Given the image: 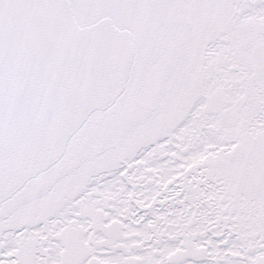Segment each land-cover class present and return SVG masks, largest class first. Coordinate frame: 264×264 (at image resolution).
<instances>
[{"label": "flooded vegetation", "instance_id": "1", "mask_svg": "<svg viewBox=\"0 0 264 264\" xmlns=\"http://www.w3.org/2000/svg\"><path fill=\"white\" fill-rule=\"evenodd\" d=\"M89 1L81 27L130 35L126 87L0 203V264H264V0ZM187 123L197 143L231 142L174 146ZM202 171L211 207L196 218L184 199Z\"/></svg>", "mask_w": 264, "mask_h": 264}, {"label": "water", "instance_id": "2", "mask_svg": "<svg viewBox=\"0 0 264 264\" xmlns=\"http://www.w3.org/2000/svg\"><path fill=\"white\" fill-rule=\"evenodd\" d=\"M132 58L127 31L110 19L80 28L68 0H0V203L115 102Z\"/></svg>", "mask_w": 264, "mask_h": 264}, {"label": "rangeland", "instance_id": "3", "mask_svg": "<svg viewBox=\"0 0 264 264\" xmlns=\"http://www.w3.org/2000/svg\"><path fill=\"white\" fill-rule=\"evenodd\" d=\"M69 1V0H68ZM106 2H108V0H90L89 1V4L93 7V6H95V5H98V6H101L103 3H106ZM69 3H70V1H69ZM75 3H77V6H78V8H75V4H72L71 5V3H70V6H71V8H72V10H74L73 11V15H74V18H75V16H76V18H77V20H78V22H79V24H78V26L80 27V28H84V27H81V25H83V23H81L84 19H83V16H82V10H81V8H79L80 6H82V7H86L87 6V4L88 3H86V2H84V0H75ZM87 8V7H86ZM110 13H111V11H110ZM109 13V14H110ZM107 17L108 15H104L103 17ZM109 16H112V15H109ZM76 18H75V20H76ZM77 22V21H76ZM116 101V100H115ZM90 117V116H89ZM88 117V118H89ZM87 118V119H88ZM90 120V119H89ZM85 123V122H84ZM84 125V124H83ZM82 125V126H83ZM99 124L97 123V126H98ZM190 125H193L192 123L190 124ZM188 123L186 124V128H185V130H183L182 131V136L180 135H178V140L176 141V140H174V139H172L173 140V145L174 146H192V147H195V146H202V147H206L207 149H206V151L207 152H209V153H215V152H219V150H210V148L211 147H216V148H221V147H225L226 145H227V142H231L230 141V139H231V135L230 134H228V133H226V132H222V131H214L213 133H211V134H209L208 136H204L203 138H202V142L201 143H197L196 142V140H195V134H196V132H195V134H192V132H191V134L192 135H190V134H188V133H186L187 132V126L189 127L190 126ZM80 127V129H81V133H83L84 132V130L86 129V127L85 126H83V127ZM85 127V128H84ZM79 129V130H80ZM99 129V128H98ZM98 129H95V131H97ZM78 130V131H79ZM80 133V134H81ZM74 136V135H73ZM72 136V137H73ZM122 136L125 138V143L124 144H127V142H128V139H129V137L130 136H132V134H130V135H124V134H122ZM71 137V138H72ZM70 138V139H71ZM112 138L113 137H111L110 136V138H109V140L111 141L112 140ZM69 139V140H70ZM126 140H127V142H126ZM132 140V143L130 144V145H128V146H136V144L134 143V141H133V139H131ZM101 141H102V139H101ZM97 142V141H96ZM165 143V142H164ZM96 145V147H99V148H102L104 145H102L100 142L99 143H95ZM159 146H163V142H160L159 143ZM82 148V147H81ZM200 152L201 153H203L204 152V150H200ZM100 162H113V160H110L109 158H105L103 161L102 160H100ZM239 167H241L242 168V162H241V166H239ZM244 168V167H243ZM219 169H222V167L221 166H219ZM202 173L204 174L203 175V180H202V184H201V186H200V184L199 183H194V184H192L191 186H187V191H186V196H185V199H184V201H186V202H189L188 204H189V206L190 205H193L194 203H192L191 201H190V199L188 198V195H192V196H194V199L193 200H197L196 202H199V205L201 206V208L200 209H197V208H193L192 206H191V209H192V212H194V210L195 211H200L199 212V214H195V217L196 218H198V217H203V214H204V212L208 209V206L209 207H211V203H209L208 202V200H207V197H209L211 194V189H210V186H209V184H208V182H206L204 179H209L210 177H213L212 176V174H210V173H206V171H202ZM216 173H218V172H216ZM219 176L221 177V174H219ZM216 177L218 178V174L216 175ZM32 179V178H31ZM114 179H116L115 180V184L117 185V186H120L121 184H120V182H118L117 180V178H114ZM109 184H113V183H110V182H108ZM109 184H107V186H109ZM19 190V189H18ZM17 190V191H18ZM209 191V192H208ZM195 196H197V197H195ZM198 196H200V198L198 197ZM241 204L243 203V198H240V199H237ZM249 203H251V201L249 200ZM181 205H183V203H181ZM195 205V204H194ZM251 209L253 210L252 212H254V211H256V210H258L259 208H258V201H256V207L251 203ZM257 212V211H256ZM198 215V216H197ZM191 216L193 217V214L191 213ZM255 217L253 218V220L255 221V220H257V216H260L259 214H255L254 215ZM185 217H187V216H185ZM201 219V218H200ZM186 221V220H185ZM197 223H198V221H196ZM197 226H201L200 224H198Z\"/></svg>", "mask_w": 264, "mask_h": 264}, {"label": "bare ground", "instance_id": "4", "mask_svg": "<svg viewBox=\"0 0 264 264\" xmlns=\"http://www.w3.org/2000/svg\"><path fill=\"white\" fill-rule=\"evenodd\" d=\"M129 72H130V71H129ZM128 77H129V76H128ZM127 80H128V79H127ZM126 83H127V82H126ZM125 87H126V85H125ZM124 89H125V88H124ZM123 91H124V90H123ZM122 93H123V92H122ZM122 93H121V94H122Z\"/></svg>", "mask_w": 264, "mask_h": 264}]
</instances>
